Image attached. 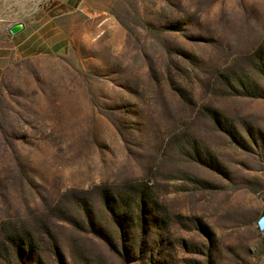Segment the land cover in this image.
Returning a JSON list of instances; mask_svg holds the SVG:
<instances>
[{
  "label": "rangeland",
  "instance_id": "1",
  "mask_svg": "<svg viewBox=\"0 0 264 264\" xmlns=\"http://www.w3.org/2000/svg\"><path fill=\"white\" fill-rule=\"evenodd\" d=\"M0 48V264H264V0H0Z\"/></svg>",
  "mask_w": 264,
  "mask_h": 264
},
{
  "label": "water",
  "instance_id": "2",
  "mask_svg": "<svg viewBox=\"0 0 264 264\" xmlns=\"http://www.w3.org/2000/svg\"><path fill=\"white\" fill-rule=\"evenodd\" d=\"M25 29V25L23 23H17L10 27V33L12 35H17L21 33Z\"/></svg>",
  "mask_w": 264,
  "mask_h": 264
},
{
  "label": "crops",
  "instance_id": "3",
  "mask_svg": "<svg viewBox=\"0 0 264 264\" xmlns=\"http://www.w3.org/2000/svg\"><path fill=\"white\" fill-rule=\"evenodd\" d=\"M13 49H14L15 52H16V49H17L16 44L13 46ZM2 59H4V54L2 53V50H1V48H0V62H1Z\"/></svg>",
  "mask_w": 264,
  "mask_h": 264
},
{
  "label": "bare ground",
  "instance_id": "4",
  "mask_svg": "<svg viewBox=\"0 0 264 264\" xmlns=\"http://www.w3.org/2000/svg\"><path fill=\"white\" fill-rule=\"evenodd\" d=\"M263 222H264V215L260 218L259 224L263 225Z\"/></svg>",
  "mask_w": 264,
  "mask_h": 264
}]
</instances>
